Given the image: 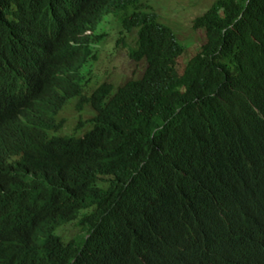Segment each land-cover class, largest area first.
I'll return each mask as SVG.
<instances>
[{"label":"trees","instance_id":"trees-1","mask_svg":"<svg viewBox=\"0 0 264 264\" xmlns=\"http://www.w3.org/2000/svg\"><path fill=\"white\" fill-rule=\"evenodd\" d=\"M147 1L0 0V264H264V0L216 1L193 56ZM110 18L146 70L85 97Z\"/></svg>","mask_w":264,"mask_h":264},{"label":"rangeland","instance_id":"rangeland-1","mask_svg":"<svg viewBox=\"0 0 264 264\" xmlns=\"http://www.w3.org/2000/svg\"><path fill=\"white\" fill-rule=\"evenodd\" d=\"M216 1L218 0H148L147 3L157 13L161 23L174 31L180 43L189 47V55L193 56L200 50L205 39L203 32L193 30V22L203 16ZM101 32L106 34V39L96 47L98 61L94 63L93 73L86 83V96L101 83L118 87L130 79L142 76L146 70L145 63L138 64L132 59L131 49L137 39L135 34L128 36L125 42L118 43L120 34L117 18H110ZM180 65L185 66V63ZM81 101L72 100L60 113L59 119L65 121V126L58 135L82 136L89 129L90 125L85 123L92 119L95 111L88 104L81 108ZM77 233L78 230L70 226L63 232V237L69 240Z\"/></svg>","mask_w":264,"mask_h":264},{"label":"clouds","instance_id":"clouds-1","mask_svg":"<svg viewBox=\"0 0 264 264\" xmlns=\"http://www.w3.org/2000/svg\"><path fill=\"white\" fill-rule=\"evenodd\" d=\"M120 86H121V85H120ZM85 87H86V86H85ZM96 88H97V87H96ZM95 90H96V89H95ZM95 90H94V91H95ZM94 91H93V92H94ZM93 92H92V93H93ZM92 93H91V94H92ZM91 94H90V95H91ZM90 95H89V96H90ZM84 96H85V97H89V96H86V94H85V88H84ZM76 99H79V98H76ZM73 100H75V99H73ZM81 100H82V99H81ZM71 101H72V100H71ZM71 101H70V102H71ZM70 102H69V103H70ZM69 103H68V104H69ZM68 104H67V105H68ZM84 105H85V103H84V104H81V108H82ZM88 105H89V104H88ZM90 106H91V105H90ZM91 107H92V106H91ZM65 108H66V107H65ZM65 108H64V109H65ZM93 117H94V116H93ZM93 117H92V118H93ZM59 120H60V119H59ZM88 125H89V124H88ZM90 127H91V125H90ZM90 127H89V128H90ZM63 128H64V127H63ZM63 128H62V129H63ZM62 129H60V130H62ZM60 130H59V131H60ZM88 130H89V129H88ZM59 131H57V132H55V133H54V132H51V135H53V136H61V135H58V134H57ZM86 132H87V131H86ZM86 132H85V133H86ZM84 135H85V134H84ZM64 136H70V135H64ZM75 136H76V135H75ZM82 136H83V135H82ZM82 136H78V137H82Z\"/></svg>","mask_w":264,"mask_h":264},{"label":"bare ground","instance_id":"bare-ground-1","mask_svg":"<svg viewBox=\"0 0 264 264\" xmlns=\"http://www.w3.org/2000/svg\"><path fill=\"white\" fill-rule=\"evenodd\" d=\"M85 75V74H84Z\"/></svg>","mask_w":264,"mask_h":264}]
</instances>
